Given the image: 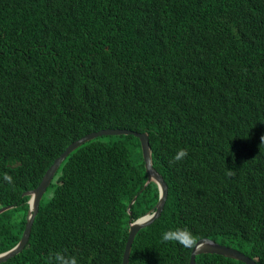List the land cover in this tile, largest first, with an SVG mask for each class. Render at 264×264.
Returning a JSON list of instances; mask_svg holds the SVG:
<instances>
[{
	"label": "trees",
	"instance_id": "obj_1",
	"mask_svg": "<svg viewBox=\"0 0 264 264\" xmlns=\"http://www.w3.org/2000/svg\"><path fill=\"white\" fill-rule=\"evenodd\" d=\"M102 126L147 130L167 183L128 264H186L190 247L161 239L177 227L264 264V0H0V205L13 203L0 211V250L22 230L21 192ZM180 148L187 157L172 163ZM145 177L136 135L82 141L54 171L23 247L0 264H48L58 251L120 264L127 218L157 198ZM195 260L245 264L210 251Z\"/></svg>",
	"mask_w": 264,
	"mask_h": 264
},
{
	"label": "water",
	"instance_id": "obj_2",
	"mask_svg": "<svg viewBox=\"0 0 264 264\" xmlns=\"http://www.w3.org/2000/svg\"><path fill=\"white\" fill-rule=\"evenodd\" d=\"M105 133H132L138 137L141 155L143 158V164L146 172V177L143 182V186L149 180H153L157 186V198L152 204V206L134 218H132L131 216L127 218L128 231L121 253L120 264H128V255L133 236L139 227L147 224L160 213L167 194V183L164 180L162 174L155 168L152 163L151 147L148 140V131L136 130L125 126H102L97 129L88 130L83 134L78 135L77 137L70 140L61 149V151L54 156L52 161L48 164V166L41 174L39 181L34 186L26 188L21 192V194L25 193L28 195L23 227L18 239L13 244L5 249L0 250V260H4L12 254L18 252L23 247L24 243L27 241L31 223L38 208L39 199L42 196L43 191L49 183L60 161L67 155V153L72 148L80 144L82 141H85L96 135ZM135 196L136 193L132 195L126 205L128 213L130 212L129 206ZM12 205L13 203H6L0 205V211ZM204 251L217 252L226 256L237 258L244 261L245 264H258L252 256H250L243 250L233 245L220 242L207 235L199 236L193 241V244L189 249V256L186 264H196L195 254Z\"/></svg>",
	"mask_w": 264,
	"mask_h": 264
},
{
	"label": "clouds",
	"instance_id": "obj_3",
	"mask_svg": "<svg viewBox=\"0 0 264 264\" xmlns=\"http://www.w3.org/2000/svg\"><path fill=\"white\" fill-rule=\"evenodd\" d=\"M261 139L262 141H264V137H262ZM187 155L188 150L186 148H180L174 154L171 162L175 163L181 161L185 157H187ZM234 174L235 173L231 168H229L225 173V175L229 177L233 176ZM3 180L8 184L14 183L13 177L8 173H4ZM161 239L162 242L175 241L184 247H191L193 244L192 235L187 228L177 227L175 229L166 230L162 233ZM48 264H78V262L75 256L66 255L65 253L58 251L49 257Z\"/></svg>",
	"mask_w": 264,
	"mask_h": 264
}]
</instances>
